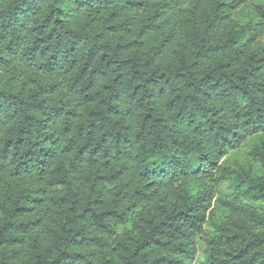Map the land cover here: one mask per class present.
<instances>
[{
    "label": "trees",
    "instance_id": "1",
    "mask_svg": "<svg viewBox=\"0 0 264 264\" xmlns=\"http://www.w3.org/2000/svg\"><path fill=\"white\" fill-rule=\"evenodd\" d=\"M246 2L0 0V264H264Z\"/></svg>",
    "mask_w": 264,
    "mask_h": 264
},
{
    "label": "rangeland",
    "instance_id": "2",
    "mask_svg": "<svg viewBox=\"0 0 264 264\" xmlns=\"http://www.w3.org/2000/svg\"><path fill=\"white\" fill-rule=\"evenodd\" d=\"M263 2L264 0H247V2L240 8L238 12L240 13V17L244 20H248V17L250 16V14H252L255 11L256 5L261 4ZM247 150H248V146L236 150L233 154H230V155H233L231 159L236 158L238 162H243V161L248 160ZM221 195L224 197L229 195L226 188H223V192ZM122 229H123L122 227L121 228L119 227L120 233L122 232Z\"/></svg>",
    "mask_w": 264,
    "mask_h": 264
}]
</instances>
